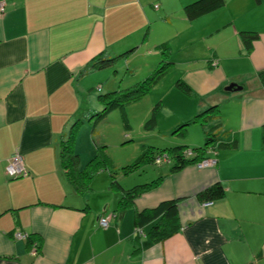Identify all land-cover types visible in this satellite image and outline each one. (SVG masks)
<instances>
[{
  "label": "crops",
  "instance_id": "0c3cea01",
  "mask_svg": "<svg viewBox=\"0 0 264 264\" xmlns=\"http://www.w3.org/2000/svg\"><path fill=\"white\" fill-rule=\"evenodd\" d=\"M192 1L4 0L0 264H264V82L259 78L264 0H224L189 20L183 7ZM241 31L257 37L245 44ZM101 56L115 61L96 68L93 62ZM160 64H166L164 71L150 88L159 97L155 121L160 110L170 114L169 94L188 100L177 103L189 107L171 118L172 129L186 122L171 146L198 147L210 129L218 140L205 157L215 163L187 164L175 172L159 165L145 176L147 181L163 175L157 185L118 216L121 190L110 175L101 170L81 190L67 181L60 141L76 119L89 121L94 104L101 108L99 94L129 85L134 75L144 79ZM178 79L189 92L177 86ZM230 82L241 88L225 90ZM212 105L218 107L217 118L189 121ZM191 124L200 128L195 141L186 137L196 130ZM73 149L78 155L74 141ZM14 151L23 156L26 176L5 173ZM214 183L224 193L205 204L196 193ZM173 198L178 200L174 234L153 241L150 224L136 231L137 211ZM101 216L108 219L106 227L99 225ZM15 232L26 236L14 237Z\"/></svg>",
  "mask_w": 264,
  "mask_h": 264
},
{
  "label": "trees",
  "instance_id": "16d2710c",
  "mask_svg": "<svg viewBox=\"0 0 264 264\" xmlns=\"http://www.w3.org/2000/svg\"><path fill=\"white\" fill-rule=\"evenodd\" d=\"M223 3L224 0H194L186 4L183 7V11L186 15V18L192 20L222 6ZM240 36L242 41L246 44L255 39L257 37V33L250 31H241ZM114 61L115 58H111L109 56H101L94 60L93 64L96 68H102L111 65ZM165 65L166 64H160L146 78L135 82L129 87L123 89H115L99 94L97 98L102 106L101 110L97 111L95 115L102 118L101 115H104V113H106L109 109L115 106L123 107L125 104L145 94L164 71ZM259 78L262 82H264V71L259 72ZM176 84L183 91H190L189 86L184 81L178 79L176 81ZM158 107V103H156L152 107V110L150 112L151 115L149 117L150 122L155 121ZM218 115L219 111L217 105H212L195 114L192 118L189 119V121L202 124V122L208 120L209 118H217ZM80 123L81 120L76 119L70 125L66 136L61 139L60 156L63 174L66 177L67 181H69L73 188H78L81 190L87 189L89 182L96 170H98L99 168L108 169V164L110 163L108 162L109 160L107 162L105 161V156L102 155V152H100V148H98L94 157L91 158V160L85 165V167L81 169L78 168L79 158L77 153L73 149V141ZM185 124L186 122L177 126L176 129L173 130V132H177ZM206 132L207 133L205 141L198 147L190 148L184 145H166L162 148H157L154 146H150L142 153L141 158L139 157L136 163L141 162L142 160V162H152L156 166L167 163L170 164L168 170L169 172L178 171L187 164H193L205 158V152L207 151L208 146L218 140L215 132L211 133L210 129ZM224 144L225 142H218L217 145L221 146ZM231 144L234 146L235 141L231 142ZM185 149H192L194 152L188 155V150ZM162 153L166 154V159H159L157 161L156 156H160ZM110 175L112 177L111 184L121 190V196L116 207L118 216H120L125 211V209L133 202L134 198L137 195L155 187L159 180L163 177V175H157L150 180L139 182L129 187H122L120 186L118 181L113 178V174L110 173ZM223 193V186L220 183H214L197 192L196 197L201 201H210L220 198ZM177 214L178 200L176 198L165 199L161 200L151 208H144L140 211H137L134 214L133 223L136 228L150 224L148 230L150 238L153 241H162L177 231Z\"/></svg>",
  "mask_w": 264,
  "mask_h": 264
},
{
  "label": "rangeland",
  "instance_id": "374dc122",
  "mask_svg": "<svg viewBox=\"0 0 264 264\" xmlns=\"http://www.w3.org/2000/svg\"><path fill=\"white\" fill-rule=\"evenodd\" d=\"M141 76L140 74L134 75L135 78L132 77L133 81L129 85L140 80ZM137 77L139 79H136ZM126 81L128 79L123 81V84ZM129 85L126 83L123 86L121 85L120 88L122 89ZM156 92L157 90L150 89L147 93L125 104L123 107L115 106L109 109L104 115H101L102 118L95 115L101 108L98 109L95 107L97 104H94V109H92L88 116L90 118L89 121H86L87 116H85V121L79 124L75 134L74 146L79 155V165L84 168L91 158L94 157L97 149L100 148V152L105 156V161L109 160L110 164H108V169L99 168L96 170L93 177L95 174L101 173L102 170L106 176H109L111 173L113 174V178L122 185L127 184L128 187L139 182H144L147 173L153 172V170L158 171L161 166H169L170 164L167 163L156 166L152 162H142L143 160L136 163L148 147H156L155 143L160 147L165 145L170 146L176 139H181L176 134L178 131L171 133V130L176 129V127L172 129L175 125L170 126L171 118L175 114H178L180 110H186L189 105H182H187L189 101L176 98L172 96V93L169 94L166 97V102H168V106L171 109L170 114H167L168 111L164 112L160 110V116L155 123L150 122V111L153 104L159 99V97H154ZM177 103L182 105H178ZM189 127H194L190 129L196 130L186 136L187 140H197L199 126L191 124ZM162 133L164 135H161ZM185 150L194 152L192 149ZM165 157V153L156 156L157 159H166ZM194 165L197 168H202V166L198 167L197 164ZM110 180H112L111 175Z\"/></svg>",
  "mask_w": 264,
  "mask_h": 264
},
{
  "label": "built area",
  "instance_id": "2783aa9c",
  "mask_svg": "<svg viewBox=\"0 0 264 264\" xmlns=\"http://www.w3.org/2000/svg\"><path fill=\"white\" fill-rule=\"evenodd\" d=\"M4 0H0V13L3 11L4 9ZM213 64H216V60L212 61ZM188 150L187 154L190 155L192 154V152ZM157 161L159 159H156ZM215 163V158L213 157H205L197 162H195L194 164H197L198 167L202 166H209V165H213ZM5 173L9 176V177H23L26 176L28 174V171L24 165L23 162V156L19 151H14L11 156L9 157V159L7 160V163L5 165ZM205 204L210 203V201H204ZM99 225L106 227L108 225V219L106 217H99L98 219ZM137 232H141V230L139 228H136ZM26 235L24 233L21 232H15L14 233V237L17 238H22L25 237ZM37 252V248L35 243H33V245L31 246V254H36Z\"/></svg>",
  "mask_w": 264,
  "mask_h": 264
},
{
  "label": "water",
  "instance_id": "95a60500",
  "mask_svg": "<svg viewBox=\"0 0 264 264\" xmlns=\"http://www.w3.org/2000/svg\"><path fill=\"white\" fill-rule=\"evenodd\" d=\"M232 88L240 89L241 86L238 85V84H236L235 82H230V83H228L227 86L224 87L225 90H230V89H232Z\"/></svg>",
  "mask_w": 264,
  "mask_h": 264
}]
</instances>
